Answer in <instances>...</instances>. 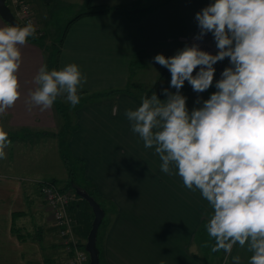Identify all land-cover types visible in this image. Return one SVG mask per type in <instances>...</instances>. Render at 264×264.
<instances>
[{"label":"crops","instance_id":"obj_1","mask_svg":"<svg viewBox=\"0 0 264 264\" xmlns=\"http://www.w3.org/2000/svg\"><path fill=\"white\" fill-rule=\"evenodd\" d=\"M25 1L30 5L33 24L43 41L53 42L44 37L50 29L45 27L48 4L41 5L43 0ZM52 1L69 5L67 20L86 2L156 7L136 22L108 10L78 17L68 25L59 44L55 69L75 63L87 82L78 89L80 102L84 104L62 115L37 106L29 108V93L36 87L34 76L42 65L43 54L37 44L26 42L21 46L22 60L17 73L20 98L0 115L1 122L16 129L18 140H26L27 137H22L29 132L58 133V126L63 128L67 123L64 118H71L65 149L72 161L81 160L77 177L83 181L80 186L95 190L92 197L103 210V223L95 238L101 264H209L211 260L207 256L213 253L209 245L212 238L205 225L213 211L211 206L198 190L185 188L178 175L163 173L154 149H146L139 136L131 131L124 113L136 109L141 101L126 93L101 97V92L136 82L139 77L131 74L144 63L146 55L169 57L183 48L184 39L197 26L195 14L213 0ZM4 24L0 19V26ZM131 59L133 62L129 64ZM5 131L10 141L15 138L11 129ZM30 181L38 196L35 181L44 180ZM24 188L16 175L0 173V242L4 244L0 255L16 258L20 264H32L44 252L42 264H65L66 254L47 207L42 206L40 213L34 208L27 213L23 207ZM26 214L32 220L38 214L41 224L27 225ZM67 214L72 236L77 243L83 242L92 218L90 208L72 198ZM44 225L50 234L46 240L45 234L42 235ZM32 230H39V235L34 236ZM19 236L26 237L22 239L24 242ZM221 252L225 264L226 254ZM236 255L240 256V264H248L251 253L237 244L227 264H232V256Z\"/></svg>","mask_w":264,"mask_h":264},{"label":"clouds","instance_id":"obj_2","mask_svg":"<svg viewBox=\"0 0 264 264\" xmlns=\"http://www.w3.org/2000/svg\"><path fill=\"white\" fill-rule=\"evenodd\" d=\"M195 20L197 39L211 33L216 54L192 44L169 57L155 55L176 91L163 89V101L155 93L142 96L124 115L144 147L159 156L160 170L178 175L211 206L205 225L215 240L210 251L223 250L227 264L238 244L251 253L248 264H264V0H214ZM35 35L31 21L0 26V115L20 98L21 46ZM225 58L231 66L215 81L216 91L206 100L198 97L200 106L189 111L180 92L185 81L196 93L206 91L213 85V66ZM86 82L75 63L59 70L43 64L34 76L29 108L51 109L58 97L75 107ZM10 145L0 128V159ZM232 264H240L239 255L232 256Z\"/></svg>","mask_w":264,"mask_h":264},{"label":"rangeland","instance_id":"obj_3","mask_svg":"<svg viewBox=\"0 0 264 264\" xmlns=\"http://www.w3.org/2000/svg\"><path fill=\"white\" fill-rule=\"evenodd\" d=\"M148 1L155 2L159 0H148ZM43 3L44 4H41V5L48 4L46 8L49 9V12L47 15L48 20L45 23L46 24L45 27L46 28L49 27L50 28L49 30H52V32L49 30L46 31L47 35L44 37L46 39H50V41H53V43L56 44V41L64 27V23L67 20L66 17H68L67 15L68 13H70L71 9L69 8V5H67L66 3L60 2V1H55L53 3L52 0H43ZM144 3H148V2H144ZM41 5L39 4L38 6L41 7ZM41 27L44 28L43 25ZM207 34L209 35V37H211L213 41L214 50L211 54H216L217 48L215 45L214 38L211 33H207ZM51 50L52 51L55 50L54 46L50 47L49 45H47V47L43 49V56L46 55L47 52ZM154 56L155 55H153L152 53L148 54V56L146 55L144 59V63H141L138 65V67L134 68L131 76L137 75L139 79L136 80V83H142L143 85H145V87H148L154 81L155 82L157 81L155 83L156 85L154 87V90L157 92H161L162 95H164L162 91L163 89H168L169 92H175L176 91L175 88L170 87V79H171L170 72L166 70L165 68H164L165 70H162V66L154 61L153 59ZM225 59H228V58H225ZM220 62H217V63L220 64ZM195 71H198V68L194 70L193 75L195 74ZM158 78H159V81H158ZM218 79H220V76L215 75L213 79V86H212L213 89H215V81ZM180 92L183 96L187 98L186 106L189 109V111H191L193 107L200 106L199 104L196 103V100L198 97L202 101V100L208 99L210 96V94L209 95L207 94L208 93L207 90L206 92L204 91L202 93L194 92L192 90L191 85L187 81H185ZM56 102L60 103V108L63 112H66V113L71 112V109L73 107H71L64 98L61 99L58 97ZM64 119L67 120V123L65 124L63 128H60V125L58 126L57 128L58 133L40 132V134H37V133L29 132L27 136L22 137V138L27 137L26 138L27 141L23 139L18 140L16 137V134H14L15 133L14 130L16 129H12V128H9L3 125L0 119V128H2L4 131L11 129L12 130L11 133H13L12 135H14L15 137V138H12L13 140H11V145L5 149V153H6L5 158L0 159V173L5 174V175L7 174L16 175V179H19L20 182L24 184L25 188L22 193V196L24 197L23 207L27 209L26 210L27 213L32 208L38 211L43 206L45 209V203L36 195L35 189L33 188V184L31 185L30 180L32 178H38L44 181H49L53 179L58 186H62V184L64 183V180L66 179V171L63 167L59 145L62 146V151L64 150L68 161L69 162L71 161L70 164L74 170V179L77 178L79 175V171H77L78 166L72 163V160L69 157V154L65 149V136L68 133L69 122H71V118L68 117ZM6 133L8 134V132ZM37 213H40V210ZM26 216L27 217L25 218V220L27 221V225L35 226V225L41 224L42 219L41 217H39L38 214H37V217L33 218V220L31 219V217L28 216V214H26ZM67 217L69 219V216ZM99 226H98L97 232L99 230ZM44 228H45V225L44 227H42V230L44 231L42 232V235L45 234V240H46V237L50 234ZM32 232H34L33 233L34 236L39 235V230H32ZM19 239L20 240L26 239V237L19 236ZM47 241H48V238H47ZM22 242H24V240H22ZM21 245L22 244H20L19 247ZM209 245L211 248L213 244L209 242ZM0 248H4L3 241L0 242ZM7 248H10V247L7 245ZM17 248L18 247H16L15 249ZM201 249L202 251H201L200 256L204 255L203 248ZM45 254L46 253L42 252L39 254V256H36L37 259H35V262L32 264H42L44 261V257L46 256ZM207 257L208 259L211 260L209 264H222L224 260V255L221 251L216 252V253L213 252L212 254L209 253ZM15 259L12 257L2 258V256L0 255V264H2L1 260L9 261L6 264H20V261L19 260L17 261Z\"/></svg>","mask_w":264,"mask_h":264},{"label":"trees","instance_id":"obj_4","mask_svg":"<svg viewBox=\"0 0 264 264\" xmlns=\"http://www.w3.org/2000/svg\"><path fill=\"white\" fill-rule=\"evenodd\" d=\"M154 7H156V5H154V6L125 5L124 6V5H117V4H114V5L91 4V3L86 2L82 9L78 10L68 20H66V22L64 23V27H63V29H62V31H61V33H60V35H59V37H58V39L56 41V44H54L53 42H51V43L44 42L43 38H42L43 37L42 34L39 33L40 31L37 30V29H36L35 37H29L27 42L37 44L39 46L42 54H43V49L46 48L47 45H49L50 47L54 46V49H55L54 51H52V50L48 51L47 54L43 56L42 65L46 64L49 70L55 69V66H56V55H57V52H58L60 41L62 40V37H63L64 32L67 29L68 25L72 21L77 19L78 17L85 16V15L96 14V13H101V12H106L108 10H114V11H117V12L121 13L122 15H124V17L129 22H136L145 12H147L148 10H150V9H152ZM16 25L24 26L23 23L18 22V21H17ZM198 33H199V28H198V26H196L192 30L191 34L188 35L187 37H189V36H191L193 34H198ZM206 35L209 37L208 34H206ZM209 38L211 39V37H209ZM137 55L138 54H136L135 57ZM224 60L225 61L220 62V64L216 63L213 66L215 68L214 76L215 75L216 76H220V78H221V72L224 70V68L231 66L229 64V60L228 59H224ZM132 62H133V60L131 59L129 61V64H132ZM158 81H159V78H158ZM156 82H154V84H151L148 87H145V85H143L142 83L127 82L124 86L114 87V88H110V89L108 88V89L103 90V92H101V95H102L101 97L114 96L117 93H126L127 95L133 96L134 98H137L139 101H141V97L142 96H149L150 97L153 93H155L157 95L158 99L163 101V100L166 99V97L164 95H162L161 92H157V91L154 90ZM212 86L209 89H207V92H208L207 94L208 95L211 94L213 91L215 92V89H213ZM134 93H136V94H134ZM83 104H84V102H79V104L76 105L75 107H78V106L83 105ZM75 107H73V108H75ZM51 110L53 112H55V114H59V115H62V112H63L61 110V108H60V103H57L56 101L54 102V105L51 108ZM59 149H60V155H61V158H62L63 167H64V169L66 171V179L64 180V183L62 184V186H58V187H59L60 192H65V193L67 192L68 195H69V200H68V203H67V205L65 207V211H66V214H67L69 205L71 204V201H72V198H77L78 200H80L82 203H84L88 207V205L86 204L85 200H83L81 197L77 196V194L74 192V188H76V189H81L82 188L83 190H85L91 196H93L92 193L95 190L93 188L84 189L82 186H80V185H83L82 184L83 181L81 182L77 178L74 179V170H73V167H71V164H70L71 161L70 162L68 161L64 150L62 151V146L61 145H59ZM73 161H75V162H73ZM73 161H72V163H74L78 167H80V165H79V163H81L80 159L76 158V159H73ZM78 170H79V168H78ZM49 182L56 183L53 179L49 180ZM67 216H68V214H67ZM102 223H103V219L101 218L99 225H101ZM210 242L213 244L214 238H212ZM77 244L79 246L83 247V242H80V243H77ZM95 246L97 248L96 242H95ZM97 250H98V248H97ZM98 261L100 263L99 251H98Z\"/></svg>","mask_w":264,"mask_h":264},{"label":"built area","instance_id":"obj_5","mask_svg":"<svg viewBox=\"0 0 264 264\" xmlns=\"http://www.w3.org/2000/svg\"><path fill=\"white\" fill-rule=\"evenodd\" d=\"M11 14L18 22L24 25L31 21L32 12L30 5L25 0H6ZM198 34H193L184 39V46L196 44L201 50L212 53L214 50L213 41L205 34L201 39H197ZM39 197L45 203L55 227L57 236L60 238V244L66 254L65 264H88V257L83 247L77 244L72 236L69 219L65 207L69 200L66 192H60L56 183L49 181H35Z\"/></svg>","mask_w":264,"mask_h":264},{"label":"water","instance_id":"obj_6","mask_svg":"<svg viewBox=\"0 0 264 264\" xmlns=\"http://www.w3.org/2000/svg\"><path fill=\"white\" fill-rule=\"evenodd\" d=\"M5 0H0V19L6 24L16 25L17 20L11 14L7 5L4 4ZM74 188V187H73ZM74 192L77 196L85 200L86 204L91 210L92 218L90 220L89 228L83 241V250L86 252L88 257V264H100L98 261V250L95 246V238L97 228L100 224V220L103 216V210L94 198L89 195L85 190L74 188Z\"/></svg>","mask_w":264,"mask_h":264},{"label":"bare ground","instance_id":"obj_7","mask_svg":"<svg viewBox=\"0 0 264 264\" xmlns=\"http://www.w3.org/2000/svg\"><path fill=\"white\" fill-rule=\"evenodd\" d=\"M4 4H5V5H7V2H6V1H4Z\"/></svg>","mask_w":264,"mask_h":264}]
</instances>
